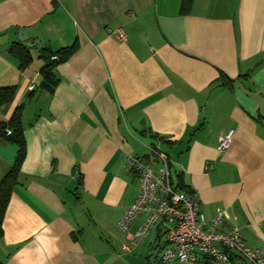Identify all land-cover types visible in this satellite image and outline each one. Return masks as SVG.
<instances>
[{
    "label": "crops",
    "instance_id": "obj_1",
    "mask_svg": "<svg viewBox=\"0 0 264 264\" xmlns=\"http://www.w3.org/2000/svg\"><path fill=\"white\" fill-rule=\"evenodd\" d=\"M181 1L0 0V87L16 86L0 121L24 104L27 140L3 264H159L163 224L131 251L142 218L118 227L139 188L127 157L151 146L208 220L225 208L226 224L264 250V0H195L185 15ZM20 29L36 43L26 69L9 52L26 45ZM75 42L59 83L42 89L40 49ZM16 154L0 139V182ZM232 264L250 263L233 254Z\"/></svg>",
    "mask_w": 264,
    "mask_h": 264
},
{
    "label": "built area",
    "instance_id": "obj_2",
    "mask_svg": "<svg viewBox=\"0 0 264 264\" xmlns=\"http://www.w3.org/2000/svg\"><path fill=\"white\" fill-rule=\"evenodd\" d=\"M120 39L125 33L117 31ZM234 131L221 137L219 150L225 151L232 144ZM155 161L138 155H129V168L138 176L139 188L134 201L129 204L118 222V227L129 232L142 218L139 228L130 236V244H123L126 251L142 244L158 225L163 224L165 248L159 264H232L236 254L250 264H264V250L247 244L238 225H227L225 208L208 220L200 209L195 195L175 188L168 155L159 147L151 146Z\"/></svg>",
    "mask_w": 264,
    "mask_h": 264
},
{
    "label": "trees",
    "instance_id": "obj_3",
    "mask_svg": "<svg viewBox=\"0 0 264 264\" xmlns=\"http://www.w3.org/2000/svg\"><path fill=\"white\" fill-rule=\"evenodd\" d=\"M194 1L195 0H182L180 13L182 15L189 14L192 10ZM78 49V42L58 50H53L50 46H45L40 49V57L45 63L41 68L42 89L53 91L55 86L59 83V78L55 73L57 66L67 62ZM9 52L18 61L21 69H26L33 61L30 48L21 42L13 44L10 47ZM15 93L16 86L14 85L0 87V109L14 100ZM23 108L24 104L20 105L9 121H0V139H4L17 146L15 160L10 170L0 182V241L4 235L3 223L5 214L7 212L11 196L16 186L20 183L22 166L27 157V140L22 114ZM147 159L155 161V157L152 155H150ZM177 177V183H175L172 176V182L175 188L192 195V191L185 186L182 177L180 175H177ZM0 264H3L1 260Z\"/></svg>",
    "mask_w": 264,
    "mask_h": 264
},
{
    "label": "water",
    "instance_id": "obj_4",
    "mask_svg": "<svg viewBox=\"0 0 264 264\" xmlns=\"http://www.w3.org/2000/svg\"><path fill=\"white\" fill-rule=\"evenodd\" d=\"M19 40L22 42H26V46L29 48L36 44L35 41L30 40V34L26 29L19 30Z\"/></svg>",
    "mask_w": 264,
    "mask_h": 264
},
{
    "label": "rangeland",
    "instance_id": "obj_5",
    "mask_svg": "<svg viewBox=\"0 0 264 264\" xmlns=\"http://www.w3.org/2000/svg\"><path fill=\"white\" fill-rule=\"evenodd\" d=\"M164 236H165V234H164L163 237H162V243L165 241V237H164ZM152 237H154L153 233H151L150 236L147 237V238L145 239V241L147 240V242H149L148 239L151 240ZM154 240H155V239H153V241H154ZM153 241H152V242H153Z\"/></svg>",
    "mask_w": 264,
    "mask_h": 264
}]
</instances>
